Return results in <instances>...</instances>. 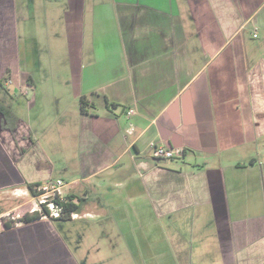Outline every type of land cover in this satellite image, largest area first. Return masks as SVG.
Wrapping results in <instances>:
<instances>
[{
	"label": "crops",
	"instance_id": "1",
	"mask_svg": "<svg viewBox=\"0 0 264 264\" xmlns=\"http://www.w3.org/2000/svg\"><path fill=\"white\" fill-rule=\"evenodd\" d=\"M31 5L0 0V80L7 70L17 79L15 88L4 82L3 89L25 98L28 115L45 98L67 105L59 115L60 143L72 135L77 174L66 194L75 203L83 199L79 213L91 216L84 200L105 187L131 202V213L168 217L175 235L176 216L183 223L190 214L204 217L214 227L221 264H264V0H67L71 81L63 98L54 85L36 83L30 67L37 63L27 60L28 52L34 58L27 39L38 40ZM15 113L20 120L12 131L0 113V189L44 185L55 165L40 143L42 130ZM22 124L25 133L17 135ZM154 145L184 156L160 159ZM59 241L54 225L41 220L1 232L0 264L49 257Z\"/></svg>",
	"mask_w": 264,
	"mask_h": 264
},
{
	"label": "rangeland",
	"instance_id": "2",
	"mask_svg": "<svg viewBox=\"0 0 264 264\" xmlns=\"http://www.w3.org/2000/svg\"><path fill=\"white\" fill-rule=\"evenodd\" d=\"M17 1L23 4L24 0ZM30 2L36 17V22L31 25L38 40L27 39V48L33 47L35 52H33L35 59L30 57L28 52L27 60L33 59L34 64L37 63L36 65L31 64L32 67H30L37 74L36 83L39 86L54 85L58 90V95L63 98L62 87L67 81H71L70 73L68 74L70 63L66 52V30L62 19V9L67 5V0H30ZM19 28L23 44L26 40L24 22L20 23ZM45 34L49 37L46 38ZM26 55L27 52L24 53L25 59ZM11 57L9 61L12 60ZM24 70H26V65L22 66V71L25 72ZM9 79L10 77L6 78L4 82L6 83ZM21 81L22 84L26 82V75L22 76ZM11 85L12 88L18 85L15 77ZM38 93L44 96L46 91L39 89ZM0 100L5 104H11L23 118V122H30L35 129L42 130L40 143L47 149L48 156L52 159L50 161L53 166L55 165L51 180L65 179L66 183L70 182L72 172L77 171L75 144L71 134L65 139L66 145L61 144L62 132L60 135L59 129L63 121L59 119V115L67 105L62 101L61 104H57L52 99L45 98L28 115L29 104L25 98L19 93L10 94L1 87ZM65 124L71 129L72 118H68ZM17 133V135L25 133L24 124ZM27 140L30 142L28 137ZM74 190L78 197L83 198L85 187ZM116 190L120 192L123 188L122 186L117 187ZM67 191L69 189L65 188L64 192L68 197ZM108 191L105 187H101L98 189V194L92 193L84 200V211L91 212V216H83L84 213H80V218H72L68 221L41 218L40 220L45 224L54 225V231L62 242L56 243L57 250L50 251L49 257L47 253H39L37 257H34L32 252L26 253L27 257H34L28 260L31 263L27 264H48L53 260L52 255L55 256L56 253L59 257L55 264L222 263L214 227L211 223L208 225L204 217L203 219L197 218L190 214L189 221L183 223L182 217L176 216L174 221L179 234L175 235L172 231V221L168 217L159 219L156 213H131L133 211L131 202L117 200L119 197H113ZM33 208H35L34 200L26 185L20 184L0 189V209L2 210L0 232L6 229L5 222L13 225L14 229L27 225L21 219L26 214H32ZM15 234L20 236L23 232L16 230Z\"/></svg>",
	"mask_w": 264,
	"mask_h": 264
},
{
	"label": "built area",
	"instance_id": "3",
	"mask_svg": "<svg viewBox=\"0 0 264 264\" xmlns=\"http://www.w3.org/2000/svg\"><path fill=\"white\" fill-rule=\"evenodd\" d=\"M153 151L154 155L160 159H176L184 156L183 150H176L163 145H154ZM67 186L68 183L62 179H57L56 181L50 180L44 185L35 186L37 193L33 194L31 192L35 208H33L31 212H39L41 218L45 219L60 217L64 213V208L62 205L58 204L57 201L59 200L64 203L69 201L64 192ZM71 216L72 218H80L77 213H72Z\"/></svg>",
	"mask_w": 264,
	"mask_h": 264
},
{
	"label": "trees",
	"instance_id": "4",
	"mask_svg": "<svg viewBox=\"0 0 264 264\" xmlns=\"http://www.w3.org/2000/svg\"><path fill=\"white\" fill-rule=\"evenodd\" d=\"M6 73L7 74L5 75L6 77L4 76V79L8 78V76H9V71H7ZM0 86H1V88H5L3 80H0ZM88 106H89L88 101H86L85 98H82L81 99V111H82V113L86 114L88 112L87 111ZM0 113L2 114V118H3V127L6 129H9L11 131L14 130L16 123L20 120V117L15 113L13 106L11 104H5L4 102H2L0 100ZM25 185L30 189V191L33 194H36L37 191L35 190V186L40 185V184L26 182ZM75 198H77V197L74 195H68L69 201L66 203L58 200L57 203L63 206L64 213L58 218H50V219L53 221H68V220H72V216H71L72 213L80 214L79 213L80 209H81L80 204L83 201V199H80V201L78 203H75V202H73V200ZM1 213H2V210L0 209V214ZM40 219H41L40 213L36 212V213H32V214H26L21 220L23 222H25V224H31V223H34V222L40 220ZM5 226H6V229L4 231H1L2 233L7 232V231H11L15 228L9 222H5ZM0 256L2 257L3 255L0 253Z\"/></svg>",
	"mask_w": 264,
	"mask_h": 264
},
{
	"label": "flooded vegetation",
	"instance_id": "5",
	"mask_svg": "<svg viewBox=\"0 0 264 264\" xmlns=\"http://www.w3.org/2000/svg\"><path fill=\"white\" fill-rule=\"evenodd\" d=\"M7 71H9V70H7ZM7 71H6V72H7ZM9 74H10V71H9ZM9 77H10V75H9ZM8 83H9V84H12V78L9 79V80L7 81V84H8Z\"/></svg>",
	"mask_w": 264,
	"mask_h": 264
}]
</instances>
